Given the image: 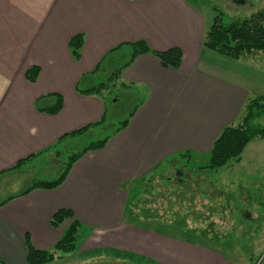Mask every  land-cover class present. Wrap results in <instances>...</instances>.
Segmentation results:
<instances>
[{"label": "crops", "instance_id": "crops-1", "mask_svg": "<svg viewBox=\"0 0 264 264\" xmlns=\"http://www.w3.org/2000/svg\"><path fill=\"white\" fill-rule=\"evenodd\" d=\"M206 29L191 0H0V178L23 168L14 167L20 160L102 119L104 93L81 94L76 85L111 48L142 41L154 51L176 47L182 55L178 68L164 67L151 52L123 68L118 84L142 90L144 101L125 129L72 163L58 187L19 194L25 185L8 193L0 179V201L13 196L0 205V262L27 264L26 236L37 249L53 248L72 219L58 227L49 220L68 209L87 233L79 241L82 253L122 251L149 264H236L208 238L184 237L173 220L132 215L148 175L174 154L189 151L196 162L209 156L219 132L236 123L260 90L259 80L238 72L240 58L211 50L214 56L205 59ZM76 33L84 36L78 59L67 46ZM32 64L40 74L29 82L25 71ZM55 94L62 97L60 111L38 108L52 105Z\"/></svg>", "mask_w": 264, "mask_h": 264}, {"label": "rangeland", "instance_id": "rangeland-1", "mask_svg": "<svg viewBox=\"0 0 264 264\" xmlns=\"http://www.w3.org/2000/svg\"><path fill=\"white\" fill-rule=\"evenodd\" d=\"M191 2L203 13L207 27L213 22L214 16L222 18L226 23L246 18L250 13L264 8V0H191ZM128 50L130 51L129 48H124L118 55L114 54L116 55L114 57L112 55L113 58L106 63L100 74L95 75L94 80L103 79L112 67L123 64L128 59ZM208 55L214 56L207 48L204 52L205 59H208ZM238 63H240L237 64L238 72L246 74L250 81H255L256 78L260 82V90L253 95L263 93L264 52L240 58ZM102 93L106 94L105 91ZM142 94V90L133 87L115 91V95L108 102L107 125L104 126L103 131L81 135L68 147L60 150L57 156L46 154L37 158L34 163L6 173L0 178L3 179L5 192L21 189L35 179L57 177L70 152L77 150L80 145L95 136L102 137L118 119L126 117V114L137 105ZM240 157V161L232 159L215 173L206 170L207 172L197 174L193 170L198 164L205 165L209 162L210 158L207 154L199 157L200 160L197 162L192 159L189 167L180 168V162L176 160L163 164L157 172H152L146 177L147 185L144 188L143 186L138 188L139 195H136L133 203L132 215L140 218L142 214L151 215L157 212L165 222L167 219L173 220L170 211L174 214H185L189 211L187 226L199 230L209 229L208 235L211 238L208 244L227 252V256L233 262L264 264V139L257 138L248 143ZM181 191L191 195L193 202L186 203L180 197L172 195L173 192ZM161 194H166L168 197H163ZM193 211L199 213H192ZM196 217H200L201 222L195 223ZM209 224H212V227H207ZM162 230L172 235H179L181 229L177 233L170 228ZM183 233L187 239L196 237L195 234L184 230ZM239 236L244 239L243 242L240 241ZM79 248L78 243V248L72 254L55 260L56 264L146 263L145 260L124 254L122 251L96 249L82 253Z\"/></svg>", "mask_w": 264, "mask_h": 264}, {"label": "trees", "instance_id": "trees-1", "mask_svg": "<svg viewBox=\"0 0 264 264\" xmlns=\"http://www.w3.org/2000/svg\"><path fill=\"white\" fill-rule=\"evenodd\" d=\"M213 22L207 27L204 35V46L212 51L223 54L224 56H229L234 59L249 57L256 53L264 52V8L260 11H255L249 14L246 18L237 19V21L224 22L222 18L214 16ZM84 41V36L82 33H76L70 37L67 42L68 48H70L71 55L74 59L79 58V50ZM124 48H129L128 59L119 66H114L110 71L104 76L101 80H94L95 75L100 74L106 63L111 60L114 54H119ZM146 52H151L155 56L159 57L161 64L164 67H176L178 68L181 63L182 55L178 48L172 47L164 51H154L148 45L142 41H134V43H122L118 44L115 47L111 48L107 53H105L99 63L92 69L89 74H84L79 78L76 91L81 94L86 95H101L104 94L105 112L101 120L93 122L89 125L82 126L76 131L68 133V135L59 138L57 143L46 147V149L41 150L37 153H34L33 156L27 157L23 160H20L14 167H22L23 165H28L37 161V158H40L46 154H54L57 156L64 148L68 147V139L79 138L81 135L89 134L95 131H103L106 126L108 119V102L115 95V91H119L124 88H129L127 84H118V80L121 76L123 68L129 65L137 54H142ZM113 55V57H111ZM40 68L39 66L32 64L26 71L25 77L27 81L34 82L37 80ZM54 102L48 108L41 109L46 110L48 113L56 114L62 108V97L58 94L53 95ZM144 101L143 94L141 95L137 105L126 114V117L118 119L114 126L102 137L95 136L86 143L80 145V147L70 152L67 157L64 167L57 177L47 178V179H35L31 181L24 187L19 194H24L30 190L37 188H56L58 187L67 177L68 172L70 171L71 166L76 160L81 158L85 153L100 149L113 137L116 133L126 128L129 120L133 116L132 114L137 110L140 104ZM242 116L236 121V123H231L226 126L219 132V136L216 137L209 150V162L205 165H198L193 168V170L198 173H204L208 171L215 173L220 170V168L230 161H240L241 154L246 148L247 144L253 141L254 139H264V92L258 95H253L247 100L244 105ZM86 131L82 134V132ZM61 150V151H60ZM190 154L189 151L182 153L174 154V156L166 159L161 166L169 162H180V168L189 167L190 164ZM179 160V161H178ZM25 163V164H24ZM27 163V164H26ZM160 167V166H159ZM156 168L154 172H157L159 169ZM206 171V172H207ZM160 173V172H159ZM195 173V174H196ZM182 180V179H181ZM181 193L182 195H180ZM163 197H168L166 194H161ZM173 196H178L181 200L187 202H193V197L191 195L184 194L181 192H173ZM13 196L6 197L0 201V205L5 201L9 200ZM182 201V202H183ZM171 202V201H170ZM191 206V205H190ZM192 208V206L190 207ZM157 213V212H156ZM170 217L173 218L175 222L170 223L173 226H178V228L184 230V232L193 233L198 236L205 238H211L208 234L209 229H198L194 227L187 226V218L190 214H174L170 211ZM198 214L199 212H192ZM158 214V213H157ZM250 215V214H248ZM159 218L160 215H157ZM65 219H72L68 227L62 232L60 239L53 245L54 247L50 250L40 249L33 247L28 236L25 239V247H27L26 262L27 264H54L55 260L61 259L63 256L72 254L77 248L78 243L81 238L87 235L84 232L81 223L76 219H73V212L68 209H60L56 212L49 220V223L53 227H58ZM201 222L200 217H196L195 223ZM207 227H212V224L207 225ZM198 229V230H197ZM245 233V232H244ZM215 236H212V238ZM244 237V236H243ZM240 241L243 242V238L239 236ZM254 262V261H253ZM0 264H7L2 263ZM149 264V263H145ZM256 264V263H254Z\"/></svg>", "mask_w": 264, "mask_h": 264}, {"label": "water", "instance_id": "water-1", "mask_svg": "<svg viewBox=\"0 0 264 264\" xmlns=\"http://www.w3.org/2000/svg\"><path fill=\"white\" fill-rule=\"evenodd\" d=\"M98 264H108V263H98ZM109 264H113V263H109Z\"/></svg>", "mask_w": 264, "mask_h": 264}]
</instances>
